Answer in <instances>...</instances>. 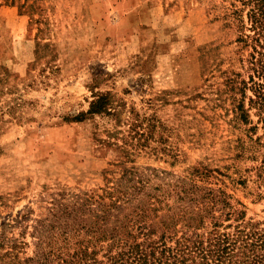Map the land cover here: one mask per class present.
<instances>
[{"label": "rangeland", "instance_id": "obj_1", "mask_svg": "<svg viewBox=\"0 0 264 264\" xmlns=\"http://www.w3.org/2000/svg\"><path fill=\"white\" fill-rule=\"evenodd\" d=\"M235 5L0 0V264L154 261L214 223L264 235V127L226 83L247 78Z\"/></svg>", "mask_w": 264, "mask_h": 264}, {"label": "trees", "instance_id": "obj_2", "mask_svg": "<svg viewBox=\"0 0 264 264\" xmlns=\"http://www.w3.org/2000/svg\"><path fill=\"white\" fill-rule=\"evenodd\" d=\"M244 7H248L246 19L242 17L243 8L233 9L238 18V42L246 55L241 59L247 78L242 79L239 72L231 71L226 83L234 101L240 99L238 110L240 118L248 121L249 110L255 109L259 121L264 127V0H240ZM236 20V19H235ZM246 90L251 94L248 98V108H244ZM241 97H238V95ZM108 94L101 93L91 102L89 113L107 112L111 109ZM85 114L84 112L81 114ZM79 115H70L71 119H78ZM219 200L211 197L205 203L207 211L213 217V211L218 207ZM220 209H224L223 206ZM230 213L229 215H232ZM239 217V216H238ZM198 227V226H196ZM195 235V236H194ZM161 255L154 261L142 249L134 255L133 264H264V235L260 232L248 230L234 233H220L216 223L208 231L193 232L192 236H183L176 245L163 247ZM61 253V251H60ZM155 261H158L155 263Z\"/></svg>", "mask_w": 264, "mask_h": 264}]
</instances>
